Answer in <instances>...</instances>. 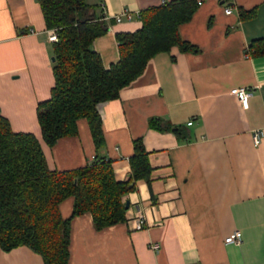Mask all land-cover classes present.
Wrapping results in <instances>:
<instances>
[{"label":"crops","instance_id":"crops-1","mask_svg":"<svg viewBox=\"0 0 264 264\" xmlns=\"http://www.w3.org/2000/svg\"><path fill=\"white\" fill-rule=\"evenodd\" d=\"M169 1L86 0L108 27L93 43L106 68L119 59L115 35L142 27L134 14ZM231 4L226 15L225 0H202L178 26L180 39L197 52L173 47L156 54L117 99L97 106L104 143L96 149L84 118L76 135L52 146L43 141L37 106L54 86L50 30L36 0H0V116L11 130L34 135L56 172L84 168L99 156L125 182L133 141L141 139L148 154L149 180H137L122 198L124 222L97 231L89 213L71 218L68 264H264V55L248 52L252 40H264V0ZM124 10L133 19L116 23ZM240 10L255 15L241 20ZM242 87L251 91L246 109L230 93ZM156 119L179 128L181 137L150 127ZM72 210L71 197L59 205L63 219ZM137 212L145 221L140 231L127 222ZM235 231L241 243L227 245ZM0 264L44 263L21 246L0 249Z\"/></svg>","mask_w":264,"mask_h":264},{"label":"trees","instance_id":"trees-1","mask_svg":"<svg viewBox=\"0 0 264 264\" xmlns=\"http://www.w3.org/2000/svg\"><path fill=\"white\" fill-rule=\"evenodd\" d=\"M36 1L46 29L57 33V41L52 42L54 86L49 98L37 106L48 146L76 135V122L84 118L99 149L104 143L99 104L117 99L156 54L173 47L197 52L178 34V26L196 11V0H171L142 11L139 30L115 35L119 59L108 68L93 48L108 30L94 6L86 0ZM254 15L255 10L239 11L241 20ZM248 49L252 57L264 55V40H252ZM150 127L182 135L179 128L160 119L150 121ZM133 150L131 174L125 182H117L111 163L99 156L84 168L51 171L36 137L14 133L0 116V249L24 246L40 255L44 264H68L71 218L89 213L97 231L122 223L126 213L122 198L134 190L137 180H149L151 168L141 139L133 141ZM70 197L72 214L63 219L59 205Z\"/></svg>","mask_w":264,"mask_h":264},{"label":"built area","instance_id":"built-area-1","mask_svg":"<svg viewBox=\"0 0 264 264\" xmlns=\"http://www.w3.org/2000/svg\"><path fill=\"white\" fill-rule=\"evenodd\" d=\"M225 1L228 3V5L224 8V13L226 15H231L232 10H233V6L231 3L233 2V0H225ZM196 3L199 6L201 5L202 0H197ZM134 15L140 18L138 13ZM132 19H133V15L128 10H124L122 13L115 16L116 23H120L123 20H126L129 22ZM48 39L50 42L57 41V33L55 30H50ZM230 93L238 99L243 109H246L248 107V99L251 96V91L249 89L244 88V87L235 88V89H232ZM189 124L191 123H188V125ZM259 138H260V135L258 132L253 135L254 144H257L259 142ZM127 222L130 224L132 230L134 231H140L145 226L144 216L140 212H137L134 216L130 217L127 220ZM225 243L227 245H230V244L239 245L241 243V233L239 231H235L232 235H230L229 237L225 239ZM151 249L154 251H158V245H152Z\"/></svg>","mask_w":264,"mask_h":264},{"label":"water","instance_id":"water-1","mask_svg":"<svg viewBox=\"0 0 264 264\" xmlns=\"http://www.w3.org/2000/svg\"><path fill=\"white\" fill-rule=\"evenodd\" d=\"M53 60H54V58H52V61H53ZM127 208H128V205L126 204V205H125V209H127Z\"/></svg>","mask_w":264,"mask_h":264}]
</instances>
